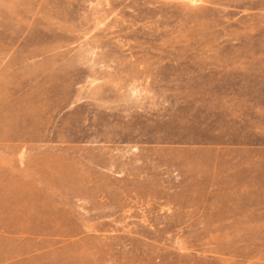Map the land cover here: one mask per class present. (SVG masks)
I'll return each instance as SVG.
<instances>
[{
  "label": "rangeland",
  "instance_id": "rangeland-1",
  "mask_svg": "<svg viewBox=\"0 0 264 264\" xmlns=\"http://www.w3.org/2000/svg\"><path fill=\"white\" fill-rule=\"evenodd\" d=\"M0 264H264V0H0Z\"/></svg>",
  "mask_w": 264,
  "mask_h": 264
}]
</instances>
